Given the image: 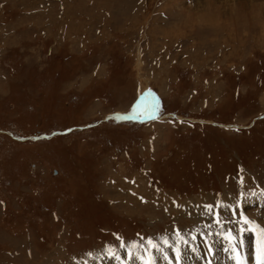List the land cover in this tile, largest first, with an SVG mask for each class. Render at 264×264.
<instances>
[{"label": "rangeland", "instance_id": "374dc122", "mask_svg": "<svg viewBox=\"0 0 264 264\" xmlns=\"http://www.w3.org/2000/svg\"><path fill=\"white\" fill-rule=\"evenodd\" d=\"M263 192L264 0H0V264H152L106 257L264 228Z\"/></svg>", "mask_w": 264, "mask_h": 264}, {"label": "bare ground", "instance_id": "6f19581e", "mask_svg": "<svg viewBox=\"0 0 264 264\" xmlns=\"http://www.w3.org/2000/svg\"><path fill=\"white\" fill-rule=\"evenodd\" d=\"M245 230H246L245 228H242V230L236 232V234L240 236L239 237L240 240L239 239L237 240L234 238L232 239L231 242L226 240L223 243H218L217 240L212 239V237H208V238H205L203 242H198L197 245L196 243H193L192 247L190 248V251L188 250L189 249L188 247H187L188 249L184 251V248H185L184 245H182L181 247L176 246L177 248L172 251H169V252L165 251L167 254L166 259L168 260V264H176L175 260L178 257L180 258L181 261H183V264H207L206 263L207 254L210 255V257H212L213 254H211L208 250L205 249L206 244L211 245L213 251H215L216 263L228 264L227 261H230V264H233L231 263L232 262L231 259L233 260L234 254L237 252V250L241 248L240 243L243 242L248 245H250L251 243V235L248 236L247 230H246L247 235L243 234ZM260 238H261L262 244L264 245V236L262 234L260 235ZM226 257H229L230 260L229 259L225 260ZM156 258L163 259L164 256L162 252L152 255V264H160L157 262ZM98 261H99L98 259L93 260L91 264H98ZM149 262L150 261H148V263ZM178 264H180V262Z\"/></svg>", "mask_w": 264, "mask_h": 264}, {"label": "snow or ice", "instance_id": "6c2138e0", "mask_svg": "<svg viewBox=\"0 0 264 264\" xmlns=\"http://www.w3.org/2000/svg\"><path fill=\"white\" fill-rule=\"evenodd\" d=\"M150 118H154V117L150 116ZM113 119H116L117 121H119V120H132V119H137V117H135L134 115H124V116L113 117ZM141 122H143V121H141Z\"/></svg>", "mask_w": 264, "mask_h": 264}]
</instances>
